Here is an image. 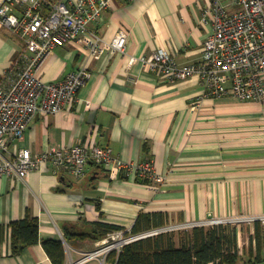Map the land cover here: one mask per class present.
Segmentation results:
<instances>
[{"label":"crops","instance_id":"crops-1","mask_svg":"<svg viewBox=\"0 0 264 264\" xmlns=\"http://www.w3.org/2000/svg\"><path fill=\"white\" fill-rule=\"evenodd\" d=\"M210 3L113 0L96 26L105 40L126 30V54L107 48L97 58L69 42L43 61L37 73L45 81L80 66L91 77L77 101L56 114L37 115L24 136L11 141V153L30 149L37 156L63 145L95 142L124 162L154 160L165 178L154 187L134 173L111 176L107 167L93 162L83 178L51 163L30 171L25 180L0 176V264H53L41 243L49 238L63 242L65 264H116L108 255L79 262L113 232L102 238L89 235L94 223L128 231L148 214L152 225L163 221L162 226L211 216L256 217L228 226L237 230L236 264H264V220L259 219L264 216L263 107L232 95L205 96L197 75L172 81L140 62H128L129 55L160 49L170 51L180 65L200 61L213 31L211 23L201 22ZM23 48L21 37L0 23V84ZM26 217L39 219L40 241L13 254L10 223ZM191 230L173 231L175 242L179 245Z\"/></svg>","mask_w":264,"mask_h":264},{"label":"built area","instance_id":"built-area-1","mask_svg":"<svg viewBox=\"0 0 264 264\" xmlns=\"http://www.w3.org/2000/svg\"><path fill=\"white\" fill-rule=\"evenodd\" d=\"M112 4L113 0L1 2L0 23L21 37L24 48L17 59L21 66L7 77L5 84H0V176L25 180L30 171L51 163L83 178L87 165L93 162L107 167L111 176L126 171L128 175L134 173L135 177L149 178L152 184L164 179L156 172L154 160L124 162L114 157L110 147L95 142L63 145L37 156H33L30 149L10 151L11 141L22 138L37 115L56 114L77 101L80 88L91 77L90 70L80 66L61 79L45 81L37 71L57 46L74 42L86 47L97 58L107 48L126 54V30L121 29L112 40H105L96 26L102 13ZM201 22L211 23L213 31L204 42L200 61L180 65L170 51L160 49L151 55H129V64L140 62L172 81L197 75L205 87V96L232 95L257 102L264 110V0H211L203 11ZM255 219L251 216L218 219L212 216L139 233H132L131 229L115 230L79 262L108 255L113 250L120 251L125 244L164 232Z\"/></svg>","mask_w":264,"mask_h":264},{"label":"trees","instance_id":"trees-1","mask_svg":"<svg viewBox=\"0 0 264 264\" xmlns=\"http://www.w3.org/2000/svg\"><path fill=\"white\" fill-rule=\"evenodd\" d=\"M18 59V56H17ZM21 63L16 60L7 74L18 69ZM6 79V78H5ZM120 176L129 177L126 171ZM139 181L151 183L149 178L136 177ZM155 215V214H154ZM151 214L140 215L131 229L132 233H139L162 226L163 221L152 225L148 220ZM145 221V223H143ZM154 226V227H153ZM11 247L13 254H19L25 247L39 243L40 223L37 217H26L10 223ZM123 227L105 222H95L94 229L89 235L105 237L110 231ZM69 233V229L67 230ZM87 234V235H88ZM175 232H164L135 240L125 244L120 251L113 250L108 254L109 259L116 264H236L238 259L237 230L228 224L212 227L196 226L186 234V238L178 245L175 242ZM86 236V234H81ZM258 249L261 246L259 228L256 231ZM53 264H65L66 254L60 239L49 238L41 241Z\"/></svg>","mask_w":264,"mask_h":264},{"label":"rangeland","instance_id":"rangeland-1","mask_svg":"<svg viewBox=\"0 0 264 264\" xmlns=\"http://www.w3.org/2000/svg\"><path fill=\"white\" fill-rule=\"evenodd\" d=\"M161 175V174H160ZM164 177V176H163ZM165 178V177H164ZM164 181V179L161 181V182H158V183H155V184H152V183H149V184H152V186H154V187H157L159 184H161L162 182ZM212 217V216H211ZM245 217V216H244ZM247 217V216H246ZM251 217H253V216H251ZM216 218L218 219V218H223V217H218V216H216ZM236 218H241V217H236ZM261 220H264V216L263 217H261L260 218ZM245 223V222H244ZM232 224H238V223H235V222H233V223H231V224H229V225H232ZM205 227H211V225L209 226V225H204ZM190 230L192 229V228H189ZM183 230H187V229H183ZM182 231V230H181ZM177 232V231H176Z\"/></svg>","mask_w":264,"mask_h":264}]
</instances>
